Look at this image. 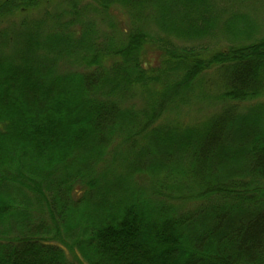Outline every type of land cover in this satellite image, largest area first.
<instances>
[{
  "label": "trees",
  "instance_id": "trees-1",
  "mask_svg": "<svg viewBox=\"0 0 264 264\" xmlns=\"http://www.w3.org/2000/svg\"><path fill=\"white\" fill-rule=\"evenodd\" d=\"M46 1L0 0V264H264L256 24L221 0ZM184 182L223 201L178 209Z\"/></svg>",
  "mask_w": 264,
  "mask_h": 264
},
{
  "label": "rangeland",
  "instance_id": "rangeland-1",
  "mask_svg": "<svg viewBox=\"0 0 264 264\" xmlns=\"http://www.w3.org/2000/svg\"><path fill=\"white\" fill-rule=\"evenodd\" d=\"M70 0H47L42 8V13L45 11L44 9H47L49 13L57 12L60 10L68 9L69 8ZM87 0H78L79 7H83L87 4ZM218 10H216L215 13H219L223 11L222 18L220 21L224 22V19L228 15L233 14H244L247 18H243L240 23L242 26L245 25H252L256 24L258 27V31H255V37L264 36V0H221L218 2ZM216 7V8H217ZM41 13V14H42ZM63 17H61L63 20H67L70 18V16H67L68 14L66 12H63ZM118 20L123 18V15L117 12V16H115ZM113 18V17H112ZM116 19V20H117ZM252 23H249L248 20ZM114 20V18H113ZM4 23H0V27H3ZM122 26V25H121ZM151 29V28H150ZM243 32L241 34L247 33V31L242 28ZM227 36V35H226ZM223 33L218 36L216 41L218 44H227V37ZM214 41V40H213ZM65 68V67H64ZM213 95V94H212ZM263 98V97H262ZM261 98H253L247 101H243V103L239 102H228L226 106L233 105L234 109L239 110H248L251 107H254L257 105L258 100ZM225 104L222 102L217 101L214 97L211 98L209 101L206 98H200L193 101L192 105L185 108L183 110V116L182 119L186 123H194L196 121H201L207 116H210L213 114V112H220ZM236 107V108H235ZM134 182L138 185L146 186L148 183L144 182L143 180L139 179L137 177L134 178ZM166 185V184H165ZM166 193L171 192L170 194V201L174 204H176V207L181 210H193L197 208L200 205L206 204V205H212L215 203H218L220 201H223L220 198V195L216 192L210 193L209 190L202 189L203 186L200 185H194L191 186L189 183L184 182L180 186H175L172 183H167ZM203 193L206 197H200L197 193ZM225 201V200H224ZM257 204H260L259 202Z\"/></svg>",
  "mask_w": 264,
  "mask_h": 264
}]
</instances>
